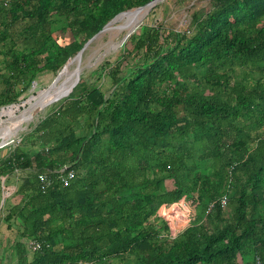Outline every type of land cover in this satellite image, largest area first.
I'll return each instance as SVG.
<instances>
[{
  "label": "trees",
  "instance_id": "1",
  "mask_svg": "<svg viewBox=\"0 0 264 264\" xmlns=\"http://www.w3.org/2000/svg\"><path fill=\"white\" fill-rule=\"evenodd\" d=\"M151 1L0 0V106ZM99 69L109 96L76 86L31 132L43 149L0 163L3 175L36 167L5 218L42 245L30 258L15 242L18 264L264 261V0H213L182 32L144 25ZM66 165L74 180L43 190L39 175ZM182 203L190 224L172 238Z\"/></svg>",
  "mask_w": 264,
  "mask_h": 264
},
{
  "label": "rangeland",
  "instance_id": "2",
  "mask_svg": "<svg viewBox=\"0 0 264 264\" xmlns=\"http://www.w3.org/2000/svg\"><path fill=\"white\" fill-rule=\"evenodd\" d=\"M212 3L213 0H164L146 14L140 27L144 25L158 26L163 24L164 27L177 32L186 31L192 25L193 17L195 15H205L210 10ZM135 10L136 9L130 11ZM123 23L124 21H117L114 23L112 29L103 33L86 49L82 58L81 67L83 68V71L81 81L78 85L82 84V86H85L86 88L91 86L101 87L107 96L113 92L114 84L108 77L99 79V76L102 73V70L99 68L104 62L108 61L113 63L114 60H116L117 55L122 48V40L128 31L122 30L121 26ZM140 27L136 31H138ZM55 37L62 45L69 44L71 41V37L69 35L62 36L60 34H56ZM76 67L77 63L75 62L70 66V71H73ZM96 71H98V73ZM60 72L61 71L55 73L50 70H45L40 72L29 86H26L27 84L19 85L17 91L21 92V95H19L10 104L0 106V114L2 107H14L18 109L20 106V110L17 111V115H20L21 111L26 108L24 107V103L27 102L31 96L38 95L39 92L48 89ZM241 75L243 77L244 74ZM61 81L59 83H61ZM0 90L3 91L1 86ZM60 102L53 104L43 112L39 113L35 118L36 120L31 123L28 128L21 131L11 145L0 149V163L9 159L18 146H21L32 159L37 151H41L43 149L39 137L31 135V132H33L39 124L45 121L50 114L58 108V104ZM2 119L7 121L8 126L12 124V122H10V118L7 116H3L2 118L0 117V123L2 122ZM1 141L2 139H0V142ZM35 168L34 164V170L27 168L18 169L5 175L0 173V240L2 243L4 242V244H6L8 249L10 246L13 247L15 242H23L30 258L33 256V251L29 246L32 239H24L19 232V228L14 224V222H11V228L10 224L5 221V218L9 209L20 200V197L16 194L17 190L22 185L24 179L36 171ZM173 188L174 182L172 180H168L165 183V189L172 190ZM171 207H173V211L178 220L175 224V228L173 229V232L177 233L190 224L189 216L191 207L189 203L181 204L180 206L171 205ZM4 256L7 259V264H18V258L14 248L4 253Z\"/></svg>",
  "mask_w": 264,
  "mask_h": 264
},
{
  "label": "water",
  "instance_id": "3",
  "mask_svg": "<svg viewBox=\"0 0 264 264\" xmlns=\"http://www.w3.org/2000/svg\"><path fill=\"white\" fill-rule=\"evenodd\" d=\"M163 1L164 0H153L150 3H148L147 5L140 7V8H137L135 11H126V12L119 14L110 23H108L103 28L102 31H100L97 35H95L92 39H90L85 44L84 48L74 58H72L71 60H69L67 62V64L64 66V68L58 74L57 78L54 80L53 84L48 89L43 90L47 94V99L43 103V106L41 108L42 110H40V112L47 109L48 107L52 106L53 104H56V103H58L64 99L68 98L73 93L75 87L81 81V76H82V71H83V68L81 67V63H82L83 54L92 42H94L96 39H98L103 33L112 29L113 24L116 23L117 21H119V19L122 16L130 14L132 12H139V11L144 10L145 14H144L143 18H145L146 14L148 12H150L155 6H157L158 4H160ZM142 22L143 21L138 23L136 26H134L131 30H129L127 32V34L124 36V38L122 40V46L127 42V40L130 38V36L132 34H134L136 32V30L142 25ZM74 62H77V67L73 71H70V66ZM68 70L70 72L68 77L61 82V84L58 88H56L55 87L56 83L61 80L63 75L66 74L68 72ZM66 82L69 83V86L67 88H63L62 85H64V83H66ZM54 88H56V89H54ZM33 97L34 96H31L28 100H31ZM26 103L27 102H25L24 105ZM19 108H20V106H19ZM38 114H39V111L36 113V115H38ZM0 115H1L0 117L2 118V112ZM0 139H2V141L0 142V149L11 145L15 141L14 136L8 137L6 139H3V138H0Z\"/></svg>",
  "mask_w": 264,
  "mask_h": 264
},
{
  "label": "bare ground",
  "instance_id": "4",
  "mask_svg": "<svg viewBox=\"0 0 264 264\" xmlns=\"http://www.w3.org/2000/svg\"><path fill=\"white\" fill-rule=\"evenodd\" d=\"M144 14L145 11L142 10L139 12H132L130 14L122 16L119 19V21H124L123 25L121 26L122 30H128V31L131 30L134 26H136L138 23L143 21ZM69 73L70 72L68 70V72L63 75L61 80L62 81L65 80L68 77ZM59 82L56 83L55 85L56 88L60 86L61 83ZM68 86H69L68 82L62 85L63 88H67ZM46 99H47V94L44 91L39 92L38 95H34V97L31 100H28L27 103L24 105V107L26 108L23 111H21L20 115H17V111H19L20 108L18 109L14 107L5 108V110L2 111V117L7 116L8 118H10L11 120L10 122H12V124L8 126L7 121L2 119V122L0 123V138L6 139L11 136H14V138H16L21 131L28 128V126H30V124L36 120L35 119L37 116L36 113L38 111L39 113L44 111L43 110L40 112V110H42L41 108L43 106V103L46 101Z\"/></svg>",
  "mask_w": 264,
  "mask_h": 264
},
{
  "label": "built area",
  "instance_id": "5",
  "mask_svg": "<svg viewBox=\"0 0 264 264\" xmlns=\"http://www.w3.org/2000/svg\"><path fill=\"white\" fill-rule=\"evenodd\" d=\"M2 1L5 4H9L11 0H2ZM5 108L6 107H2L1 112ZM263 131H264V128H263ZM51 173H52V175H50ZM51 173L50 174L49 173H41L39 175V179H40L43 190L52 187L55 183V180L61 182L64 186H68L71 183V181L74 180V178L76 176V171L71 167V165H66V166H64L58 170H55ZM220 203H221L222 207L226 208L227 203H228L227 197L222 198ZM182 204H187V203H182ZM212 207H213V205H211V208ZM175 217H176V215H175ZM176 222H178L177 218H176ZM175 224L172 226V229H171L172 238H175L180 232L183 231V230H181L180 232L178 231L177 233L173 232V229L175 228ZM29 246L33 252L40 250L42 247L41 243L38 241H35V240L30 241ZM252 264H264V261L258 258Z\"/></svg>",
  "mask_w": 264,
  "mask_h": 264
},
{
  "label": "crops",
  "instance_id": "6",
  "mask_svg": "<svg viewBox=\"0 0 264 264\" xmlns=\"http://www.w3.org/2000/svg\"><path fill=\"white\" fill-rule=\"evenodd\" d=\"M13 248L15 249L14 246L13 247L10 246L9 249H8L6 244H4V242L2 243V245L0 246V264H7V259L5 258L4 253L8 252L10 249H13Z\"/></svg>",
  "mask_w": 264,
  "mask_h": 264
}]
</instances>
